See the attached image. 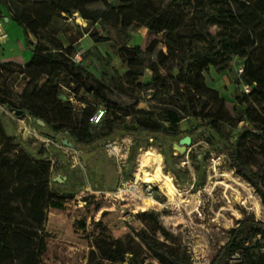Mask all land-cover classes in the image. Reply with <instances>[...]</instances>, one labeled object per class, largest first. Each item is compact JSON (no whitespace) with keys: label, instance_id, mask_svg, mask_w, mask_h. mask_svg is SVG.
<instances>
[{"label":"rangeland","instance_id":"1","mask_svg":"<svg viewBox=\"0 0 264 264\" xmlns=\"http://www.w3.org/2000/svg\"><path fill=\"white\" fill-rule=\"evenodd\" d=\"M170 1L138 0V6L162 10ZM90 14V20L76 13L71 17L64 15L65 19L59 22L62 27L55 33L51 26L49 30L40 29L37 35L29 33L30 47L49 48V40L55 37L65 47L73 43L74 64L84 69L93 81L107 85L106 97L136 110L158 104L151 98V89L143 86L151 82V72L145 69L134 79L133 74L128 75V65L117 51L123 44L144 47L153 38L161 47L167 31L149 34L144 26L136 23L120 30L112 11L101 4L94 5ZM9 16L1 7L0 28L4 31L5 25L10 29L11 37L12 28L19 27L12 22L5 23V18L11 20ZM186 18L177 16L173 30L182 27ZM79 27L86 29L82 37H79ZM93 37L105 40L95 42ZM4 42L0 43V50L4 49ZM23 42L28 47L25 38ZM162 50L165 52V47ZM76 54L80 55V60L74 59ZM30 56L27 49L26 59L19 55L1 61L14 71L6 80L11 101L17 106L21 102L30 104L51 125L70 124L85 135L91 126L90 118L99 110L105 111L109 104L81 85H64L69 79L64 69H53L50 74L49 69L29 71L25 64ZM244 61L234 56L225 70L216 72L210 67L203 75L205 84L221 98L216 126L227 128L230 141L238 146L248 163L258 169L264 167V161L252 130L258 128L260 122L243 113L240 69L243 70ZM160 70L165 76L177 72L175 68L168 69L167 64ZM49 102L53 105L49 106ZM159 102L174 106L167 96L161 97ZM112 117L128 125L129 117L123 111ZM141 118L143 120V115ZM239 118L241 120L235 123ZM200 122L184 118L176 125L181 130L177 135L126 132L118 128L105 139L79 144L66 131L50 138L47 133L54 134L50 127L39 124L27 111L16 115L0 105V123L13 142L30 156L50 163L52 192L58 196L62 207L47 211L46 264H178V260L187 264H208L215 249L226 241L229 230L239 220L253 215L264 221V206L251 185L235 173L227 141L206 127L188 133L191 126ZM247 131L251 133L242 137ZM184 136L190 137L189 145L179 144ZM63 138L73 146L63 145ZM92 151L94 154L83 164L79 154ZM156 171L160 173V181H142L144 174ZM57 175L62 182L53 181ZM97 203H100L98 209ZM142 236L157 244L166 255L148 249ZM238 261V255L231 259V263Z\"/></svg>","mask_w":264,"mask_h":264},{"label":"trees","instance_id":"2","mask_svg":"<svg viewBox=\"0 0 264 264\" xmlns=\"http://www.w3.org/2000/svg\"><path fill=\"white\" fill-rule=\"evenodd\" d=\"M96 4L112 11L120 30L136 23L144 26L149 34L167 31L161 47L153 38L144 47L123 44L117 51L128 65V75L133 74L134 79L145 69L151 72V82L143 86L151 89V98L158 104L136 110L106 97L107 85L93 81L84 69L74 64L71 58L73 43L65 47L55 37L49 40V48L30 47L29 33L37 35L40 29L49 30L50 26L55 33L62 27L59 22L65 19L64 15L71 17L76 13L84 20H90ZM138 4V0H114L112 3L108 0H0V10L3 7L8 11L10 19L21 28L27 40L31 57L25 67L29 71L49 69L50 74L53 69H64L69 75L64 85H81L111 106L106 105L103 111V114L108 112V117L106 115L95 124L91 122L85 135L70 124L51 125L30 104L21 102L17 106L11 101L6 80L14 71L8 63L1 61L0 105L11 111H27L50 127L53 135L66 131L79 144L105 139L118 128L126 132L177 135L181 130L176 125L184 118L199 119L200 124L191 126L188 133H194L199 127L218 132L228 143L235 173L251 185L264 206V167L254 169L241 155L238 146L230 141L227 128L216 126L221 98L216 90L205 84L203 75L210 67L216 72L225 70L234 56L245 60L240 82L249 84L251 90L248 94L241 92L245 105L243 113L260 122L252 133L259 141L258 148L264 161V0H172L162 10L141 9ZM177 16L187 18L182 27L173 30ZM79 33L82 37L86 29L79 27ZM93 39L95 42L105 40L101 37ZM166 64L168 69H176L175 75L162 74L160 67ZM163 96H167L174 106L160 104ZM48 105L52 106L53 102ZM122 111L129 117L128 125H122L112 117ZM250 133L247 131L242 137ZM51 182L49 161L30 156L13 142L0 123V264H46L44 226L47 211L62 207L58 196L52 192ZM99 205L96 204L97 209ZM142 239L148 249L166 255L149 238L142 236ZM253 241L255 244L252 245ZM257 247L260 250L256 251ZM235 255L239 256V261L231 263ZM177 263L187 264L181 260ZM208 264H264V221L253 215L239 220L229 230L226 241L215 249Z\"/></svg>","mask_w":264,"mask_h":264},{"label":"crops","instance_id":"3","mask_svg":"<svg viewBox=\"0 0 264 264\" xmlns=\"http://www.w3.org/2000/svg\"><path fill=\"white\" fill-rule=\"evenodd\" d=\"M4 21H5V23H8V22L15 23L12 20H7L6 21V19H5ZM15 24H13L14 27H16ZM11 28H12V26H11ZM9 30L10 29L7 30V28L4 25V32L7 34V39L8 40L6 39L7 42H4L5 43L4 44V49L0 50V61L11 60L10 58H12L13 56H19V55L25 58V55L27 53V49H29L28 47H26L25 42H23L25 37H24L23 32H22L20 27H19V29L16 28L15 30H14V28H12L13 36H11V37H10V34H9L10 33ZM5 47H7V49H5Z\"/></svg>","mask_w":264,"mask_h":264},{"label":"water","instance_id":"4","mask_svg":"<svg viewBox=\"0 0 264 264\" xmlns=\"http://www.w3.org/2000/svg\"><path fill=\"white\" fill-rule=\"evenodd\" d=\"M5 19H7V18H5ZM13 112H14L16 115H19V114L22 113L21 110H16V111H13ZM38 122H39V124L44 125V122H43L42 120L38 119ZM47 135H48L50 138H55V135L48 134V133H47ZM61 143H62L63 145H65V146H68V147H72V146H73V144H72L68 139H66V138H63V139L61 140ZM179 144H180V145H189V144H190V137H189V136H184V137L180 138V139H179ZM42 149H43V145L39 148V152H41ZM179 151H181V149H180ZM92 154H94L93 151H92V152H87V153H86V152H82V153H80V154H79V157H80V159L82 160V163L85 164L87 158H89ZM62 178L65 179L64 176H63ZM53 181H56V182L60 183V182H62V179L60 178L59 175H57L56 177L53 178Z\"/></svg>","mask_w":264,"mask_h":264},{"label":"built area","instance_id":"5","mask_svg":"<svg viewBox=\"0 0 264 264\" xmlns=\"http://www.w3.org/2000/svg\"><path fill=\"white\" fill-rule=\"evenodd\" d=\"M6 38H7V34L4 31H2L1 28H0V41L4 42L6 40ZM74 59L75 60H80V55L76 54L74 56ZM241 71H242V69H240V72ZM250 90H251V86L249 84H246V83H243V82L240 83V91L242 93L248 94L250 92ZM102 114H103V111L99 110V112L96 115H94V116H92L90 118V121L92 123H97L99 121V119L101 118ZM262 134L264 136V126H263V129H262Z\"/></svg>","mask_w":264,"mask_h":264},{"label":"bare ground","instance_id":"6","mask_svg":"<svg viewBox=\"0 0 264 264\" xmlns=\"http://www.w3.org/2000/svg\"><path fill=\"white\" fill-rule=\"evenodd\" d=\"M142 181L146 183L158 182L160 181V173L156 171L154 174H144Z\"/></svg>","mask_w":264,"mask_h":264}]
</instances>
